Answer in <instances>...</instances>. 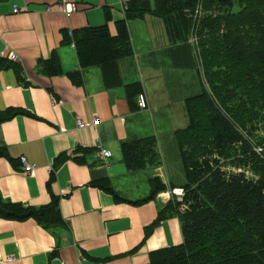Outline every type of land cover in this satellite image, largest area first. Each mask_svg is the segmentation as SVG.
<instances>
[{
    "label": "crops",
    "instance_id": "crops-1",
    "mask_svg": "<svg viewBox=\"0 0 264 264\" xmlns=\"http://www.w3.org/2000/svg\"><path fill=\"white\" fill-rule=\"evenodd\" d=\"M59 1L0 0V57L21 69L19 76L13 68H0V110L23 111L0 123V145L8 153L0 156V193L32 207L58 198L62 218L51 226L33 218H0V264H151L150 252L182 242L178 214L155 222L160 209L178 200L173 191L178 187L144 199L151 191L150 177L183 182L179 167L169 164L178 124L168 107L198 93L194 49L191 43H171L158 17L127 21L133 52L118 67L124 84L140 83L147 101L141 109L137 94L127 95L123 85H104L100 67L81 68L75 48L65 39L69 30L104 24L116 35L128 0H67L76 5L68 18L58 10ZM11 53L16 60L9 58ZM53 55L61 69L49 74L41 62ZM77 71L80 84L69 76ZM182 74L192 82L181 92ZM154 116L162 122L159 127L152 122L151 128ZM95 117V126H77L79 119L89 123ZM149 135L157 140L160 163L141 169L147 173L128 171L120 143ZM98 148L109 150L110 156L100 160ZM20 156L34 165L31 174L22 172ZM139 174L149 189L139 187ZM99 179H108L124 200L95 185Z\"/></svg>",
    "mask_w": 264,
    "mask_h": 264
},
{
    "label": "trees",
    "instance_id": "trees-1",
    "mask_svg": "<svg viewBox=\"0 0 264 264\" xmlns=\"http://www.w3.org/2000/svg\"><path fill=\"white\" fill-rule=\"evenodd\" d=\"M124 14L116 35L106 24L66 34L81 68L98 66L106 87L123 85L127 95L138 94L139 82H122L118 61L133 52L127 21L151 15L162 19L171 43H191L201 86L184 99L188 123L173 132L183 182L150 177L144 199L167 187L182 188L181 199L170 200L155 220L178 214L182 242L150 252V263L264 264V0H128ZM41 64L49 74L61 69L55 55ZM0 68L21 74L3 57ZM69 76L82 82L79 71ZM20 113L0 110V123ZM120 152L128 171L160 163L153 135L122 141ZM0 156L8 157L4 145ZM94 184L124 200L108 179ZM0 218H33L44 226L62 221L58 198L32 207L1 193Z\"/></svg>",
    "mask_w": 264,
    "mask_h": 264
},
{
    "label": "built area",
    "instance_id": "built-area-1",
    "mask_svg": "<svg viewBox=\"0 0 264 264\" xmlns=\"http://www.w3.org/2000/svg\"><path fill=\"white\" fill-rule=\"evenodd\" d=\"M58 10L65 16V17H70L74 12H76V5L73 2H68L67 0H60L59 4L57 5ZM48 11H50L52 9V6L48 5L46 8ZM18 9L14 8L13 12H17ZM69 36H72L71 31H68ZM71 46H74V42L71 41L70 42ZM9 58L11 60H16L17 56L15 53H11L9 55ZM137 105L139 108L144 109L147 107V101H146V96L143 92H140L137 94ZM99 119L98 118H94L91 122L87 123L81 119H79L77 121V126L78 127H83L86 124H90L91 126H95L98 123ZM96 155L98 156V158L100 160H105L107 157L110 156V151L105 149V148H98ZM20 162L22 165V172L25 174H31L34 170V165L32 163H30L24 156H20ZM48 170H50V172H52V167H49ZM174 193L177 194L178 196V200L181 199V196L183 194V190L182 188L178 187V188H174L173 189ZM13 257H8V260H12ZM3 260L0 259V263H2Z\"/></svg>",
    "mask_w": 264,
    "mask_h": 264
},
{
    "label": "rangeland",
    "instance_id": "rangeland-1",
    "mask_svg": "<svg viewBox=\"0 0 264 264\" xmlns=\"http://www.w3.org/2000/svg\"><path fill=\"white\" fill-rule=\"evenodd\" d=\"M188 81L192 82V77H191V80L188 79ZM187 81V78L184 74H182V77H181V81H180V84H181V92L185 90V88H183L184 84L188 82ZM198 81V80H197ZM201 89L200 87V84H199V81L197 82V92H199ZM173 106L171 107H168V109L170 110V113H171V119H173V121L177 122V126L176 128H181V127H184L186 126V124L188 123V119H187V116H186V113H185V105L182 102H179L178 99H175L173 101ZM149 121H150V125H151V128H152V122H154L155 126L159 127V123L162 122V120L160 119V117H157V116H154V119H151L149 118ZM153 133H155L154 130H152ZM168 154V158L170 160V166H175L177 165L179 167V171H182V175H183V169H182V165H181V162H180V159H179V156H178V151H177V147L175 146L174 147V150L173 151H169ZM174 168V167H173ZM148 170H141L139 173H147ZM174 171H177V169L175 168ZM140 176L143 175V177H141L138 181V184H139V187L140 188H145V189H149V185L146 181V179L144 178V174H139ZM174 178V176H173ZM181 209V207H180ZM182 210V209H181Z\"/></svg>",
    "mask_w": 264,
    "mask_h": 264
}]
</instances>
